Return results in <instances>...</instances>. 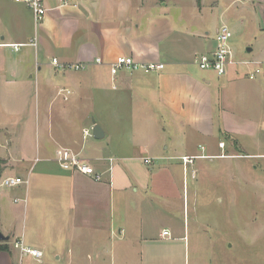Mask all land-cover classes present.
<instances>
[{
    "label": "crops",
    "instance_id": "0c3cea01",
    "mask_svg": "<svg viewBox=\"0 0 264 264\" xmlns=\"http://www.w3.org/2000/svg\"><path fill=\"white\" fill-rule=\"evenodd\" d=\"M203 1L191 0L193 8L183 10L159 0H45L37 23L25 5L0 0V81H13L18 94L38 97L36 140L14 141L21 149H10L0 168L2 178L28 181L0 194V231L8 237L0 264H144V247L150 261L171 263L182 240L173 236H188L184 185L181 196L174 168L159 162L193 156L187 153L188 131L190 139L215 135V80L196 58L214 50L223 25L210 38L205 27L200 30ZM119 57L163 68L111 75L109 65ZM53 59L86 67L60 70ZM235 67L221 77L213 72L227 79L219 90L222 106L230 104L227 93L231 98L244 92ZM90 122L106 141L88 158L99 182L54 161L59 148L80 153ZM164 124L176 131L167 133ZM217 145L225 147L220 140ZM16 241L42 257L21 256L13 248Z\"/></svg>",
    "mask_w": 264,
    "mask_h": 264
},
{
    "label": "rangeland",
    "instance_id": "374dc122",
    "mask_svg": "<svg viewBox=\"0 0 264 264\" xmlns=\"http://www.w3.org/2000/svg\"><path fill=\"white\" fill-rule=\"evenodd\" d=\"M214 1L215 6H210V0L203 1L199 28L205 27L209 38L222 25L229 29L228 45L237 64V84L244 92L236 91L231 98L227 93L230 104L222 106L219 90L227 79H217L213 72L204 71L213 76L215 81L211 88L214 97L218 95L211 113L215 135L211 139L200 136L190 139V131L187 132V153L194 159L185 173L180 160L159 162L174 168L181 196L183 183L186 221L188 219V236H173L182 240L176 242L170 264H264V0ZM159 2L168 6L181 5L183 10L193 8L191 0ZM242 62L255 65L243 66ZM255 69L259 74L249 79L247 74ZM14 84L13 81H0V168L10 149H21L14 141L22 139L30 143L37 138L32 125L37 94L36 98L21 95V91L18 94ZM163 126L169 134L176 131L170 125ZM92 127L90 122L87 127L90 136L81 140L80 153L86 158L96 152L93 148L103 147L106 142L93 139ZM219 140L225 143L224 149L218 148ZM220 154L225 157L209 156ZM4 178L0 176V185ZM13 188L0 186V194H11ZM155 201L163 199L156 197ZM177 202L181 204L182 201ZM15 204L17 207L23 205L22 200H16ZM179 212L182 210L175 211ZM160 251L157 249L154 253ZM156 260V263L150 261L144 247V264L164 263L160 257Z\"/></svg>",
    "mask_w": 264,
    "mask_h": 264
},
{
    "label": "built area",
    "instance_id": "2783aa9c",
    "mask_svg": "<svg viewBox=\"0 0 264 264\" xmlns=\"http://www.w3.org/2000/svg\"><path fill=\"white\" fill-rule=\"evenodd\" d=\"M16 3H20L28 7L34 17L35 22H40L45 15L46 8L44 5L45 0H13ZM68 0H59L61 4H65ZM231 33L226 26H222L215 36V48L208 54L200 55L196 58V64L200 70H209L214 72L218 77L224 76L227 72L228 67L237 65L234 61V56L231 48L228 45ZM96 64H100V60H95ZM251 63L242 62L240 65L248 66ZM52 65L60 70H83L86 64H60L56 59L52 60ZM163 68L162 64L146 63L140 64L135 63L132 59L126 57H119L114 63L109 65L111 75H115L120 70H142L145 72L160 70ZM259 70L255 69L253 72L248 74L249 79H253ZM65 94H70L69 91H64ZM84 137L90 136L87 131L83 132ZM194 157L183 156L180 158L181 164L183 165V171L189 164H192ZM54 161L64 171H70L74 173H80L90 177L94 181H101L102 177L96 173L93 167L90 165V160L82 156L79 152L67 148H59L54 156ZM38 162V159H35ZM144 164H151L150 159H144ZM110 165L113 163L109 160ZM111 167L109 168L110 171ZM27 180L16 177H6L2 180L0 186L6 188L17 187L20 185L27 184ZM162 235H167V231H163ZM13 248L18 250L21 256H30L36 260L42 257V252L36 249L27 248L22 242L16 241L13 244Z\"/></svg>",
    "mask_w": 264,
    "mask_h": 264
},
{
    "label": "water",
    "instance_id": "95a60500",
    "mask_svg": "<svg viewBox=\"0 0 264 264\" xmlns=\"http://www.w3.org/2000/svg\"><path fill=\"white\" fill-rule=\"evenodd\" d=\"M248 52H250V50H247ZM103 132L100 129V127H98L94 122H93V127H92V137L95 140H100L103 138ZM8 241V237L4 236L2 234V232L0 231V243L3 242H7Z\"/></svg>",
    "mask_w": 264,
    "mask_h": 264
},
{
    "label": "trees",
    "instance_id": "16d2710c",
    "mask_svg": "<svg viewBox=\"0 0 264 264\" xmlns=\"http://www.w3.org/2000/svg\"><path fill=\"white\" fill-rule=\"evenodd\" d=\"M7 250V245L5 243L0 244V251Z\"/></svg>",
    "mask_w": 264,
    "mask_h": 264
},
{
    "label": "bare ground",
    "instance_id": "6f19581e",
    "mask_svg": "<svg viewBox=\"0 0 264 264\" xmlns=\"http://www.w3.org/2000/svg\"><path fill=\"white\" fill-rule=\"evenodd\" d=\"M221 146V145H220Z\"/></svg>",
    "mask_w": 264,
    "mask_h": 264
}]
</instances>
